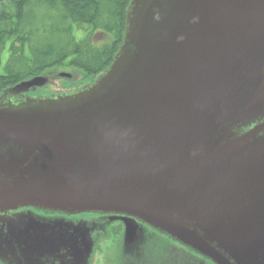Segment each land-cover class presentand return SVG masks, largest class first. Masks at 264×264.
<instances>
[{"label":"water","instance_id":"obj_1","mask_svg":"<svg viewBox=\"0 0 264 264\" xmlns=\"http://www.w3.org/2000/svg\"><path fill=\"white\" fill-rule=\"evenodd\" d=\"M142 1L104 87L0 108V214L120 215L125 248L136 218L213 264H262L264 0ZM68 222L61 264H90L92 230Z\"/></svg>","mask_w":264,"mask_h":264},{"label":"trees","instance_id":"obj_2","mask_svg":"<svg viewBox=\"0 0 264 264\" xmlns=\"http://www.w3.org/2000/svg\"><path fill=\"white\" fill-rule=\"evenodd\" d=\"M130 1L0 0V94L63 63L91 78L104 72L122 43Z\"/></svg>","mask_w":264,"mask_h":264},{"label":"rangeland","instance_id":"obj_3","mask_svg":"<svg viewBox=\"0 0 264 264\" xmlns=\"http://www.w3.org/2000/svg\"><path fill=\"white\" fill-rule=\"evenodd\" d=\"M143 3L142 0H131L127 5L125 11V40L128 45H126L124 41L121 43L113 58H116V62L113 66L112 60L104 72L91 78L84 75L81 70L68 65V63H63V66L54 67L36 76V78L39 79V83L33 85L28 90H21L19 88L22 82L4 89L0 94V108L8 105L22 107L27 103L44 99L70 97L72 99L88 92L90 89L95 88L98 90L104 87L105 83L112 80L115 76L118 64L122 63L128 56L127 50H132L133 46H135L137 37V20ZM92 40L96 45H99V43L102 42L101 39H96V37H93ZM132 44L133 46H129ZM6 57L7 51L5 50L2 55V64H4ZM61 73L69 74L71 75V78H60L59 75ZM31 79L27 81H31ZM102 83L103 86L99 88L98 86ZM258 124V122L251 124L241 131L246 132L254 129ZM241 131L238 130L237 133H241ZM3 212L5 211H0V213ZM90 214L93 213L75 215L76 220L72 222H84L86 227L92 230V233L93 228L91 226L94 225V221L90 217ZM3 215L8 217L7 221H9V223L19 221V224L4 223L6 222V219L2 218ZM135 220L137 219L135 218ZM68 223L67 220H64L61 217L47 218L35 214L30 208L17 209L14 211H8L5 214H0V247L3 252L9 253L10 251L13 255H19L17 263H14L15 260L12 259V262H8V264H47L46 262L48 261L46 258H35L37 255L36 253L39 251H56V254L58 255H56L57 257L54 258L53 262L61 264L63 261L61 258H64L62 257L63 255H70L69 252H74L73 249L68 248L65 240H61L60 237H57L59 232H65L68 234L72 232V227L69 226ZM148 227L151 228L150 226ZM145 232V228H142L141 233ZM91 233L90 239L92 242V253L90 259H93L95 258L97 249L102 245H97L95 243ZM172 240V242H168L159 239H140L127 248H125V244L123 243L122 247L119 248L120 250L122 249V252H116L115 256L107 259V262L105 261L104 264H209L191 258V256L198 258L197 254L181 243L176 242L174 239ZM163 247H165L166 250H163ZM101 249L105 250V246H102ZM260 262L264 264V255L261 256Z\"/></svg>","mask_w":264,"mask_h":264},{"label":"flooded vegetation","instance_id":"obj_4","mask_svg":"<svg viewBox=\"0 0 264 264\" xmlns=\"http://www.w3.org/2000/svg\"><path fill=\"white\" fill-rule=\"evenodd\" d=\"M31 211L34 212L35 214L42 215L47 218L61 217L67 221L76 220L75 216H67L58 213L43 212L37 209H31ZM90 217L94 221V225L91 226L93 228V232L91 233L93 240L97 245L105 246V250L101 249L102 246H100L97 249L95 258L91 259L90 264H104L105 261L107 262V259L115 256L116 252L119 253V251L122 250V249L120 250L119 248L122 247L125 237L124 234L125 225L123 220L124 217L119 215L99 214V213L90 214ZM136 224L140 229L145 228L146 231L145 233H141L138 235L137 241L140 239L141 240L159 239L168 242L173 241L172 238H170L169 236L157 232L152 228H149L147 225L141 223L140 221L136 220ZM163 248H164L163 250H166L165 247ZM197 257L203 260L204 262L213 264L212 262H210L205 258L199 257L198 255ZM0 264L3 263L0 261ZM53 264H59V263H53Z\"/></svg>","mask_w":264,"mask_h":264}]
</instances>
